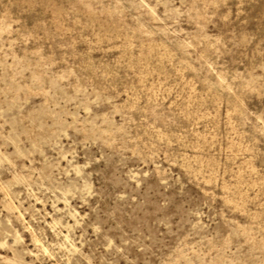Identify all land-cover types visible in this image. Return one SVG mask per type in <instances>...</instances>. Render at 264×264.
<instances>
[{
    "label": "rangeland",
    "instance_id": "1",
    "mask_svg": "<svg viewBox=\"0 0 264 264\" xmlns=\"http://www.w3.org/2000/svg\"><path fill=\"white\" fill-rule=\"evenodd\" d=\"M0 264H264V0H0Z\"/></svg>",
    "mask_w": 264,
    "mask_h": 264
}]
</instances>
